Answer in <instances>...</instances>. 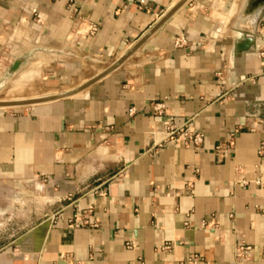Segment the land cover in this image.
Instances as JSON below:
<instances>
[{"label":"crops","instance_id":"crops-1","mask_svg":"<svg viewBox=\"0 0 264 264\" xmlns=\"http://www.w3.org/2000/svg\"><path fill=\"white\" fill-rule=\"evenodd\" d=\"M69 1L0 0V68L41 52L48 95L110 66L178 0ZM243 1L185 0L77 92L0 106V264H263L264 5L233 52ZM165 121L200 129L199 147L164 138Z\"/></svg>","mask_w":264,"mask_h":264},{"label":"rangeland","instance_id":"rangeland-1","mask_svg":"<svg viewBox=\"0 0 264 264\" xmlns=\"http://www.w3.org/2000/svg\"><path fill=\"white\" fill-rule=\"evenodd\" d=\"M40 54L43 57L44 54L41 52ZM19 55L22 58V61L15 69H9V66L6 67V69L4 68L5 70L0 68V102L37 99L43 97L41 95L48 94L50 91H54L45 88V85L41 83L43 76L41 66L46 64V62L41 60L42 57H34L35 59H33L32 51L30 50ZM116 60L117 59L115 58L114 61ZM102 64L103 62L97 60L96 58L83 61L81 71L71 77L72 80L70 82H65L63 85L61 84L54 89H60L61 87L71 83L75 78H78V76L92 73L95 68L101 66ZM83 83H85V78H78L72 82L70 89H74ZM62 89L64 90V88ZM16 106L18 105H10L9 107Z\"/></svg>","mask_w":264,"mask_h":264},{"label":"built area","instance_id":"built-area-1","mask_svg":"<svg viewBox=\"0 0 264 264\" xmlns=\"http://www.w3.org/2000/svg\"><path fill=\"white\" fill-rule=\"evenodd\" d=\"M69 1V0H68ZM143 0H138V3H141ZM72 1H69V4H71ZM73 4V3H72ZM74 9V6H72ZM93 28V27H91ZM172 46L173 47H178V46H182L186 43V39L185 37H183L181 34L175 35L172 38ZM152 109L156 112V113H161L163 112V103L161 101H156L152 104ZM256 123H263L264 124V120L263 119H258L255 122H253V125ZM165 135L164 138H170L172 139L175 143L177 142H183V143H187L190 142L193 147L198 148L201 141H202V137H203V132L200 129L194 128L192 126L189 125L188 122L184 121L178 125H173L171 123H168L167 121H165ZM252 125V126H253ZM232 135L230 133V137L231 138ZM223 144V143H221ZM216 149L219 150L222 148V145L217 144ZM259 151H263L264 148L263 146H260ZM242 183H246L247 181L245 180H241ZM255 182H257V180H255ZM89 208H84L83 211L81 212H89ZM81 212H77L75 211L72 216L70 217L69 221L73 224H80V223H88L90 222V219L86 216H82ZM126 245L130 246L131 242H126ZM252 245L249 244H245V243H236L235 247H234V251H233V258L235 261L237 262H243L246 261L248 259L251 258V252H252ZM187 260L189 262H194L196 259H198V254L195 253H191L189 254L187 257ZM260 260L261 262L264 264V241L261 243L260 245Z\"/></svg>","mask_w":264,"mask_h":264},{"label":"water","instance_id":"water-1","mask_svg":"<svg viewBox=\"0 0 264 264\" xmlns=\"http://www.w3.org/2000/svg\"><path fill=\"white\" fill-rule=\"evenodd\" d=\"M185 0H178L176 1V3H174L173 5H171L163 14L162 16L158 19V21L155 23V25H157L160 21H162L164 18H166L172 11H174L180 4H182ZM264 5V0H244L243 4L241 6L240 9V16L243 18V35L242 38H237L232 42V51L233 52H240L242 50H246L248 48H251V46L253 45L254 42V35L249 31V29L251 28L254 20L256 19V14L257 12L263 7ZM151 27L150 29H148L143 35H141L134 43L133 45L126 50L114 63H112L111 66L105 68L104 70H102L98 75H96L95 77L91 78L90 80L86 81L85 83H83L79 88L84 87L86 84H88L89 82L97 79L98 77L106 74L107 72H109L110 70H112V68H114L116 65H118L124 58H126L135 48L138 47V45L141 43V41L152 31V29L154 28V26ZM22 61V58L16 57L11 65L9 66V69H15ZM66 95H70V93H59V94H55L52 95L50 97H45L42 99H36V100H30V101H20V102H15V103H32V102H37V101H44V100H49V99H53V98H57V97H61V96H66ZM1 105H5L0 103Z\"/></svg>","mask_w":264,"mask_h":264},{"label":"bare ground","instance_id":"bare-ground-1","mask_svg":"<svg viewBox=\"0 0 264 264\" xmlns=\"http://www.w3.org/2000/svg\"><path fill=\"white\" fill-rule=\"evenodd\" d=\"M135 49H136V48H135ZM135 49H134V50H135ZM134 50H133V51H134ZM133 51H132V52H133ZM114 62H115V61H114ZM114 62H113V63H114ZM111 65H112V64H111ZM111 65H110V66H111ZM116 66H117V65H116ZM116 66H115V67H116ZM108 67H109V66H108ZM115 67H114V68H115ZM112 69H113V68H112ZM96 75H98V74H96ZM96 75H95V76H96ZM95 76H93V77H95ZM93 77H92V78H93ZM89 80H90V79H89ZM87 81H88V80H87ZM80 86H81V85H80ZM80 86H78V87H76V88H74V89L68 90V91H66V92H63V93H68V94L70 93V94H73V93H75V92L78 91V88H79ZM47 95H48V94H47ZM53 95H55V94H53ZM41 96H42V95H41ZM50 96H52V95H48V96L43 95V97H40V98H37V99H42V98H45V97L47 98V97H50ZM31 98H32V97H31ZM29 99H30V98H29ZM30 100H36V98H35V99H30ZM30 100H21V101H30ZM15 102H20V101H9V102H0V103L5 104V105H1V106L23 105V104H26V103L19 104V103H15Z\"/></svg>","mask_w":264,"mask_h":264}]
</instances>
